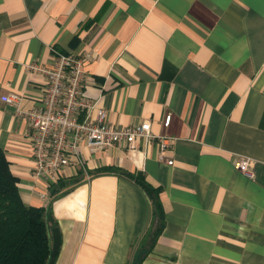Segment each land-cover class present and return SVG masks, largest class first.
Returning <instances> with one entry per match:
<instances>
[{
  "label": "crops",
  "instance_id": "obj_1",
  "mask_svg": "<svg viewBox=\"0 0 264 264\" xmlns=\"http://www.w3.org/2000/svg\"><path fill=\"white\" fill-rule=\"evenodd\" d=\"M54 51L83 59L110 123L166 137L174 164L141 140L82 146L53 188L34 178L29 127L2 97L38 107L29 66ZM0 149L45 211L48 264H264V0H0Z\"/></svg>",
  "mask_w": 264,
  "mask_h": 264
},
{
  "label": "built area",
  "instance_id": "obj_2",
  "mask_svg": "<svg viewBox=\"0 0 264 264\" xmlns=\"http://www.w3.org/2000/svg\"><path fill=\"white\" fill-rule=\"evenodd\" d=\"M83 64L78 55L54 51L52 67H42L37 63L29 66L45 78L38 107L22 110L23 96L17 93L2 97L3 102L16 108L17 116L29 127L33 177L53 188L59 185L62 177L72 176L70 169L80 161L82 146L93 150L119 146L136 153L141 140L146 143L157 141L160 145L159 160L172 166L174 160L167 158L169 146L166 137L155 135L146 122L125 127L113 125L105 109L84 96L87 77ZM171 121L172 116L168 115L164 126L168 127ZM254 164L248 158H239L235 167L250 177Z\"/></svg>",
  "mask_w": 264,
  "mask_h": 264
},
{
  "label": "trees",
  "instance_id": "obj_3",
  "mask_svg": "<svg viewBox=\"0 0 264 264\" xmlns=\"http://www.w3.org/2000/svg\"><path fill=\"white\" fill-rule=\"evenodd\" d=\"M51 245L42 208L27 207L0 149V264H48Z\"/></svg>",
  "mask_w": 264,
  "mask_h": 264
}]
</instances>
